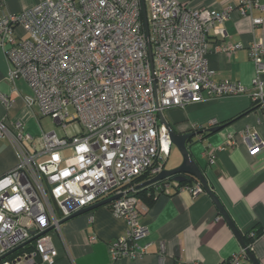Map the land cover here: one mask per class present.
Instances as JSON below:
<instances>
[{
    "label": "built area",
    "instance_id": "2783aa9c",
    "mask_svg": "<svg viewBox=\"0 0 264 264\" xmlns=\"http://www.w3.org/2000/svg\"><path fill=\"white\" fill-rule=\"evenodd\" d=\"M145 4L149 40L142 0H42L19 13L0 5V47L11 62L9 78L28 83L33 91L28 104H38L43 116L64 130L74 121L82 127L72 136L51 131L35 137L16 122L13 136L0 120V138L12 136L19 154L18 164L0 176V264H54L58 251L50 231L60 232L63 219L117 194L108 206L127 229L109 244V264L145 255L149 245L138 241L149 228L140 218L133 181L148 170L158 175L170 155L160 113L201 101L204 93H246L264 111L262 42L250 47L256 67L250 88L215 81L208 65L209 34L217 27L224 32L232 5L217 11L178 0ZM237 8L252 16L254 9L264 10V0H240ZM252 23L256 28L264 17L252 16ZM243 137L251 154L264 148L258 133L246 130ZM229 141L236 143L232 136ZM66 150L70 154L64 155ZM215 163L209 151V165ZM173 182L164 179L147 188L155 196L171 194ZM176 192L198 196L206 190L196 180ZM31 230L38 238L27 243ZM29 244L32 249L23 250ZM251 246L223 264H244Z\"/></svg>",
    "mask_w": 264,
    "mask_h": 264
},
{
    "label": "crops",
    "instance_id": "0c3cea01",
    "mask_svg": "<svg viewBox=\"0 0 264 264\" xmlns=\"http://www.w3.org/2000/svg\"><path fill=\"white\" fill-rule=\"evenodd\" d=\"M41 1L0 0V5L7 12L19 13ZM178 1L217 11L233 6L229 18L221 26L224 32H219L217 27L209 34L208 65L214 71L215 81L227 80L250 88L256 76L250 47L258 41L264 47V23L255 28L252 16L264 17V10L254 9L252 16L241 14L237 8L240 0ZM236 44L242 47L232 53L228 51ZM10 70L11 62L0 47V94L9 101L0 98V120L13 136L16 133L14 124L21 122L27 132L38 137L45 132L40 107L28 104L27 98L33 96L32 89L23 78L11 80ZM164 116L177 133H195L189 141L191 152L242 236L253 228L262 231L251 249L264 264V148L251 154L243 137L244 132L250 130L264 140V111L246 93L220 97L204 93L203 100L183 108H168ZM218 125L225 127L218 132L208 131ZM231 136L236 143L229 146ZM209 151L216 158L211 166ZM64 152L70 154L68 150ZM18 162V149L12 136L0 138V176ZM181 162L180 154L168 169ZM177 183L173 182L171 194H158L150 204L139 198L140 218L148 226L149 233L138 243L148 244V252L141 257L121 260V263L223 264L240 251L239 238L211 195L208 192L198 196L176 192ZM126 229L125 220L107 205L73 217L61 224L60 232L50 231L58 251L54 264H109V244L123 236ZM244 264L253 263L248 257Z\"/></svg>",
    "mask_w": 264,
    "mask_h": 264
},
{
    "label": "water",
    "instance_id": "95a60500",
    "mask_svg": "<svg viewBox=\"0 0 264 264\" xmlns=\"http://www.w3.org/2000/svg\"><path fill=\"white\" fill-rule=\"evenodd\" d=\"M142 12H143V20H144V25H145V31L147 34V38L149 40V26H148V20H147V10H146V4L145 0H142ZM149 45V50L151 49L150 42L148 43ZM160 122L161 124L166 128L167 133L170 137L172 145L176 146V148L179 150L180 154L182 155V162L176 166L175 168L172 169H164L162 170L158 175L155 177H152L146 181H143L139 183L136 188L138 190L147 188L151 184L161 181L164 179H171L172 181L181 183L185 182L188 179V176L194 177L196 180L200 181L203 187L205 188L206 192H208L213 200L215 201L216 205L218 206L221 214L223 217L226 219L228 224L231 226L237 237L239 238L241 244L243 247L246 248V244L243 241L242 234L240 230L237 228L231 217L229 216L228 212L224 208L223 204L219 200V198L213 193L212 187L209 186L208 179L206 177L205 172L203 169L200 167L198 164L197 160L195 159L193 153L191 152V144H189V141L195 136V133H186V134H180L177 133L172 126L169 124V122L166 120L165 116L163 113H160L159 115ZM225 125H218L210 128L208 131L209 132H218L221 129H223ZM121 196V194L113 195L110 196L104 200H101L99 202H96L88 207L82 208L81 210L71 214L70 216L66 217L63 219L60 224H63L65 221L82 215L84 213H87L89 211H92L98 207L105 206L109 204L110 202L118 199ZM31 234L34 235L35 231L31 230ZM38 236L34 235L27 243H30L34 240H36ZM24 245H21L20 247L16 248L15 250L23 247ZM13 250L12 252H14ZM10 252V253H12ZM247 254L249 259L252 261L253 264H261L259 260L255 257V255L247 249ZM5 257V256H4ZM3 258V257H2Z\"/></svg>",
    "mask_w": 264,
    "mask_h": 264
},
{
    "label": "trees",
    "instance_id": "16d2710c",
    "mask_svg": "<svg viewBox=\"0 0 264 264\" xmlns=\"http://www.w3.org/2000/svg\"><path fill=\"white\" fill-rule=\"evenodd\" d=\"M152 177V175H151V171L150 170H148L147 172H145L143 175H141L140 177H138V178H136L134 181H133V184H139V183H141V182H143V181H146V180H148V179H150ZM192 179V180H191ZM193 180H196L194 177H191V176H188V179H187V181H185V182H181V183H177V186H176V189L177 188H179V187H181V186H183V185H187V184H191V182H189V181H193ZM152 191V188H144V189H141V190H139V191H137L136 193H135V195L136 196H138L141 200H143L144 202H146V203H148V204H150L151 202H153L154 201V199H155V195L151 192ZM107 206H108V204H107ZM252 231H254V235L253 236H248ZM260 235H262V231L260 230V229H252V230H250V231H248L246 234H244L243 236H242V238H243V241H244V243L247 245V246H250L252 243H253V241L256 239V238H258ZM32 245L30 246V244L26 247V248H24L23 250H26V249H29V248H31L32 249ZM23 250H21V251H23ZM249 250L252 252V249H251V247H249Z\"/></svg>",
    "mask_w": 264,
    "mask_h": 264
},
{
    "label": "rangeland",
    "instance_id": "374dc122",
    "mask_svg": "<svg viewBox=\"0 0 264 264\" xmlns=\"http://www.w3.org/2000/svg\"><path fill=\"white\" fill-rule=\"evenodd\" d=\"M41 124L45 132L55 131L57 135L61 137L66 134L72 136L82 131V127L80 126L78 121L72 122L71 126H69L66 130H64L63 127L59 123L54 121V119L51 118L50 116H43L41 118ZM67 154L68 152H64V155ZM179 155H180L179 150L176 148V146L172 145L170 155L165 163V168L167 169L170 168L174 164L175 158Z\"/></svg>",
    "mask_w": 264,
    "mask_h": 264
},
{
    "label": "bare ground",
    "instance_id": "6f19581e",
    "mask_svg": "<svg viewBox=\"0 0 264 264\" xmlns=\"http://www.w3.org/2000/svg\"><path fill=\"white\" fill-rule=\"evenodd\" d=\"M165 143H166V141H165Z\"/></svg>",
    "mask_w": 264,
    "mask_h": 264
}]
</instances>
